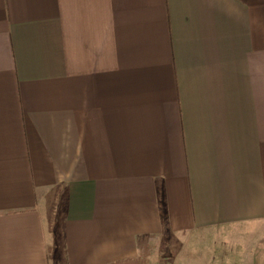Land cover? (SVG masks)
Masks as SVG:
<instances>
[{"label": "crops", "instance_id": "1", "mask_svg": "<svg viewBox=\"0 0 264 264\" xmlns=\"http://www.w3.org/2000/svg\"><path fill=\"white\" fill-rule=\"evenodd\" d=\"M182 234L264 264V0H0V264Z\"/></svg>", "mask_w": 264, "mask_h": 264}, {"label": "rangeland", "instance_id": "2", "mask_svg": "<svg viewBox=\"0 0 264 264\" xmlns=\"http://www.w3.org/2000/svg\"><path fill=\"white\" fill-rule=\"evenodd\" d=\"M197 238V237H196ZM191 238L189 237V241ZM198 246H200L201 241L204 242L205 245H229L227 241H218L215 238L204 239L202 237H198ZM187 237L185 238V234L178 236L173 239H165L160 241H150L148 242V246L145 247L142 254H140V262L142 264H184L185 263V247H186ZM200 256V255H198ZM206 261L209 257V252L205 253ZM231 260L235 255L229 254L226 255ZM226 260V259H222Z\"/></svg>", "mask_w": 264, "mask_h": 264}]
</instances>
